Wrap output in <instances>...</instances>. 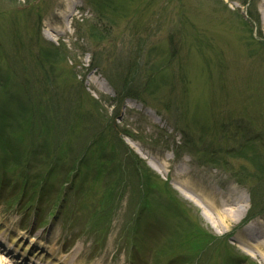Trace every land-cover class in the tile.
Listing matches in <instances>:
<instances>
[{
  "label": "rangeland",
  "instance_id": "1",
  "mask_svg": "<svg viewBox=\"0 0 264 264\" xmlns=\"http://www.w3.org/2000/svg\"><path fill=\"white\" fill-rule=\"evenodd\" d=\"M245 2L0 0V227L62 262L263 264L236 239L264 226V13ZM177 181L248 211L211 225Z\"/></svg>",
  "mask_w": 264,
  "mask_h": 264
},
{
  "label": "bare ground",
  "instance_id": "2",
  "mask_svg": "<svg viewBox=\"0 0 264 264\" xmlns=\"http://www.w3.org/2000/svg\"><path fill=\"white\" fill-rule=\"evenodd\" d=\"M69 1V0H67ZM80 7V3L73 2L71 9L65 13L59 12L60 20L64 23V27L50 28L46 34L50 39H55L63 36L69 26L70 21L76 16V12ZM260 9L264 13V0H261ZM92 82V81H91ZM94 83L99 89L105 91V85L98 80H94ZM148 113H151L147 111ZM141 156L143 153L138 152ZM154 164V162H153ZM163 170V168L161 167ZM160 172V169L157 168ZM164 172V171H163ZM182 175V173H180ZM179 174V175H180ZM180 189L184 192L186 198L202 210V215L211 225H226L227 221H233L238 223L242 216L248 211V206L245 202L240 201L235 203L237 199L230 196H222L220 202H216L217 194L213 189L199 188L195 189V182L186 181L180 183ZM196 190V192L194 191ZM199 194V195H198ZM236 204L237 207H233ZM217 215H216V214ZM219 217V218H218ZM218 219V220H216ZM217 226V225H216ZM214 226V228L216 227ZM0 264H78L80 262L67 261L64 262L52 260L51 255L44 249L42 240L31 239L27 240L20 234L4 230L0 227ZM5 233V234H3ZM8 233V234H7ZM238 244L243 249H248L246 252L253 259H260L264 264V226L253 223L252 227L246 229L240 234L238 238ZM237 242V241H236ZM46 253V255H45ZM50 255V256H49Z\"/></svg>",
  "mask_w": 264,
  "mask_h": 264
},
{
  "label": "trees",
  "instance_id": "3",
  "mask_svg": "<svg viewBox=\"0 0 264 264\" xmlns=\"http://www.w3.org/2000/svg\"><path fill=\"white\" fill-rule=\"evenodd\" d=\"M244 5H247V0H246V2L244 3ZM248 13H249V16H250L251 19H253V20H255V21H258V17H254V16L252 15L251 12H248Z\"/></svg>",
  "mask_w": 264,
  "mask_h": 264
}]
</instances>
